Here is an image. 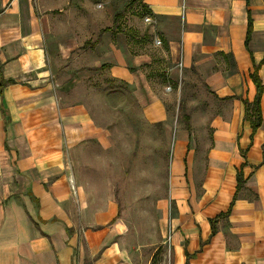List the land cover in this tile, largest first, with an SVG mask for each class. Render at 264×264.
I'll return each mask as SVG.
<instances>
[{"label": "crops", "instance_id": "obj_1", "mask_svg": "<svg viewBox=\"0 0 264 264\" xmlns=\"http://www.w3.org/2000/svg\"><path fill=\"white\" fill-rule=\"evenodd\" d=\"M126 1L144 11L164 75L151 71L147 43L88 15L95 0H0V77L10 81L0 89V264H143L117 207L90 204L67 164L72 148L100 133L84 108L59 106L57 66L76 61L79 72L106 65L111 80L131 85L142 120L158 125L167 148L172 122L154 82H178L191 68L203 78L217 111L213 140L200 161L188 129L174 133L162 198L174 212H160L162 256L167 264H264V91L255 132L243 105L255 97L256 66L264 88V0H116Z\"/></svg>", "mask_w": 264, "mask_h": 264}, {"label": "rangeland", "instance_id": "obj_2", "mask_svg": "<svg viewBox=\"0 0 264 264\" xmlns=\"http://www.w3.org/2000/svg\"><path fill=\"white\" fill-rule=\"evenodd\" d=\"M92 13L102 26L128 34V41H134V35L136 42L147 43V50L152 53L150 68L156 75L168 66L161 47L148 34L144 11L139 4L95 0L88 15ZM139 37L143 39L139 41ZM79 67L78 61L72 65L58 64L53 80L59 106L64 110L84 108L86 122L100 133L95 132L93 138L72 148L67 164L69 168L71 165L73 175L83 182L81 186L90 204H101L97 210H106L110 203L117 207V217L124 224L133 257L143 264L148 260V264H167L166 254L162 256L160 245L164 241L159 234L158 221L161 213L169 218L174 212L173 205L167 203L166 206L162 199L174 133L177 129H188L196 157L204 160L213 140L210 117L217 112L208 104L210 90L192 68L179 72L178 82L166 79L154 82L152 88L163 101L172 122L167 148L158 125L150 127L142 120L141 107L131 85L114 82L106 71L79 72ZM52 68L55 69V65Z\"/></svg>", "mask_w": 264, "mask_h": 264}, {"label": "trees", "instance_id": "obj_3", "mask_svg": "<svg viewBox=\"0 0 264 264\" xmlns=\"http://www.w3.org/2000/svg\"><path fill=\"white\" fill-rule=\"evenodd\" d=\"M109 30L110 29H105L104 31H109ZM250 31H251V20L248 18L247 36H246V40H245V46L246 47H247V42L249 39ZM106 68H107V66L103 65L99 69V71H104V70H106ZM257 69H258L257 66L254 67L253 72L250 74V78H251V80L255 86V89H256L255 97L251 103H248L247 101L243 102L244 110H245V118L247 121L250 122L252 132H255L256 129H258L260 127V124H261V113H260L259 104H260V97H261L262 91H264V88H262L260 80L257 76ZM8 83H10V81H3L2 78L0 77V89H3L6 86V84H8ZM179 109L182 110L181 104H179ZM236 180H237V186L239 188L242 184L241 174L237 175ZM151 264H155V263L152 262Z\"/></svg>", "mask_w": 264, "mask_h": 264}, {"label": "built area", "instance_id": "obj_4", "mask_svg": "<svg viewBox=\"0 0 264 264\" xmlns=\"http://www.w3.org/2000/svg\"><path fill=\"white\" fill-rule=\"evenodd\" d=\"M145 21L148 22V19H145ZM155 42L158 43V41H155ZM178 67H179V68L182 67V63H181V62H179ZM72 190H74V187H72Z\"/></svg>", "mask_w": 264, "mask_h": 264}]
</instances>
